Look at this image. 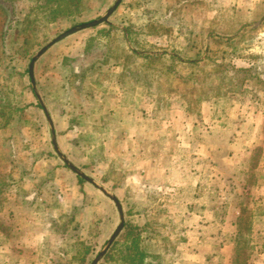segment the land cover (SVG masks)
Returning <instances> with one entry per match:
<instances>
[{
  "label": "rangeland",
  "instance_id": "1",
  "mask_svg": "<svg viewBox=\"0 0 264 264\" xmlns=\"http://www.w3.org/2000/svg\"><path fill=\"white\" fill-rule=\"evenodd\" d=\"M115 1L33 0L19 20L25 31L16 23L0 39V264H127L130 225L161 264H195L197 250V264H264V0H121L109 25L49 46ZM6 3L10 26L17 9ZM44 47L33 89L29 63ZM95 98L137 111L158 130L148 133L165 152L164 174L139 175L136 186L129 162L111 153L104 171L109 152L92 141L116 124ZM71 130L81 137L65 140ZM178 131L194 152L177 151ZM18 171L25 197L7 202Z\"/></svg>",
  "mask_w": 264,
  "mask_h": 264
},
{
  "label": "crops",
  "instance_id": "2",
  "mask_svg": "<svg viewBox=\"0 0 264 264\" xmlns=\"http://www.w3.org/2000/svg\"><path fill=\"white\" fill-rule=\"evenodd\" d=\"M32 2L33 0H7V3H6L7 5L12 4V6H15V9H17L16 15H17L18 21H16L14 24L12 23L9 26L10 19L6 15L7 13L2 12L0 10V14H1L0 16V39L5 38L4 34L6 33L7 29H8L7 35H9V32H10L9 29L15 28L14 26L16 25V23L21 26L20 27L21 30L25 31L24 30L25 25H23L24 24L23 21H19V20H20V17L21 19H23L25 16L27 17V14L29 13V9L31 8ZM21 30L18 27H16L15 31L20 32ZM15 40H17L16 37H15ZM116 100L117 99H115L114 102H116ZM93 103L96 104L98 108H100V110L103 112L105 117L111 118L112 122L113 123L115 122L116 124V129L113 132L107 131L104 134L99 133L97 134L99 136V139H97V136H95L96 139L94 138L95 140L92 141V142L97 143V145L99 146L98 147L99 151H103L104 149L105 153L109 152L107 155V159L103 160L100 165L104 169V171H106L109 167L112 166V165L110 166V163L112 164L115 163V162H112V160L110 159L112 157H109V154L111 153L113 156H115L114 159L119 158L126 162H129L128 167L130 168V172L127 174V176H129L130 178L129 182H132L133 178H135L136 186H137V183L139 182V179L137 178L139 175H143L144 176L143 178H145V180H150L152 178H156L157 176L164 174L165 170H163V168H161L158 165L159 163L158 160L160 156L163 157L165 155V152L163 149L157 150V151L154 150L152 146L153 143L151 142V140H155V139L154 137L151 138L148 133L149 131H153L154 133L156 132L158 134V130L155 129V127L152 126V124L149 125L147 121H139L137 111H135V113L129 112L126 108L123 107L122 104H118V103H116L115 105L108 104L106 102H102V101L100 102V100H98L97 98L93 100ZM33 107L34 108L36 107L35 103L33 104ZM113 108H115V110H112ZM141 115L146 116L145 118L142 117L143 119H146L148 116L142 113ZM48 121L51 127V124H50L51 121L50 120ZM67 123H68L67 126L69 127L70 121H68ZM181 127H182V130H184V127L182 124H181ZM75 131L76 130L68 131L63 136L65 140H69V139L72 140V139L80 138L81 133L79 135V133L77 134ZM51 133H52L53 139H55L54 137L55 135H54V131L52 130V127H51ZM69 133H74V135L71 137ZM177 133H178L177 137L173 136V138L177 140V151L179 153H187V151L188 153L194 152L196 147H195V144L193 143L191 136L185 135L186 132L184 134V131H182L181 134L179 133V131ZM105 134H106V137L103 138L102 135H105ZM174 135L176 134L174 133ZM163 139H164L163 148H166L165 146L167 145L166 143L168 141V137L166 136ZM56 142L58 143L60 147L61 138L60 136H58L57 132H56ZM84 143H87V141H84ZM84 162H85V158L83 157L82 163ZM116 166H117V163L115 167ZM138 171H140V173H138ZM59 172H62V171H59ZM69 174H70L69 176L73 175L71 172H69ZM65 175L68 176L67 173ZM23 176H24V173L22 171H18L17 181L12 183L11 184L12 186L11 185L9 186L13 188V189L11 188L12 191L7 190L8 191L6 193L7 202L11 200L20 201L25 197V194H24L25 193V185H24L25 183H24ZM177 182H180V181L177 180ZM49 183L51 184V181ZM57 183H58V179L54 178L52 181V184L56 186ZM103 195L105 194L103 193ZM93 196H95L94 193H93ZM97 196L99 195L97 194L96 197ZM62 198H63V201H66V197L64 193H63V196L61 197V200ZM16 211L20 215V209ZM228 212L229 213L227 214L226 219H225L226 226L232 219V216H234V208H231ZM225 250L227 251L229 249L226 248ZM193 253L195 257L197 256V259H198L197 263L198 262L201 263L202 262L200 259V256L202 254L201 250H197ZM228 254L229 252L226 253L225 256L227 257ZM230 255L231 254H229V256ZM229 263H230V260H229Z\"/></svg>",
  "mask_w": 264,
  "mask_h": 264
},
{
  "label": "water",
  "instance_id": "3",
  "mask_svg": "<svg viewBox=\"0 0 264 264\" xmlns=\"http://www.w3.org/2000/svg\"><path fill=\"white\" fill-rule=\"evenodd\" d=\"M121 0H116L114 2V4L112 5V7H110L102 17H100L99 19L97 20H94V21H91V22H88V23H83V24H80L76 27H73V28H70L68 29L67 31L63 32L62 34H60L58 37H56L55 39H53L50 43H49V46L57 43L58 41H60L61 39L77 32V31H80V30H83V29H87V28H92V27H96L100 24H103V23H107L108 22V18L109 16L113 13V11L117 8V6L119 5ZM46 47L42 48L35 57H33L29 63V67H28V76H29V79L31 81V85H32V88L34 89L35 87V83H34V79H33V65L36 61V58L41 55L44 51H45ZM44 108V107H43ZM47 114V113H46ZM47 119L49 120V117L47 116ZM53 145H54V148L56 150V146H55V141L53 140ZM65 163H67L66 161H64ZM68 168L73 171L75 173L76 176L88 181L89 183H92L94 184V182L89 179L88 177H86L85 175H83L82 173H80L74 166L70 165V164H67ZM95 185V184H94ZM101 191L106 194L102 189ZM112 200L113 202L115 203L117 209H118V213H119V216H120V227H122V221H123V213H122V210L120 208V205L117 201L116 198H113L112 197ZM113 238V237H112Z\"/></svg>",
  "mask_w": 264,
  "mask_h": 264
},
{
  "label": "trees",
  "instance_id": "4",
  "mask_svg": "<svg viewBox=\"0 0 264 264\" xmlns=\"http://www.w3.org/2000/svg\"><path fill=\"white\" fill-rule=\"evenodd\" d=\"M75 1H77V0H75ZM107 24V23H106ZM107 25H109V24H107ZM129 28L128 27H125L124 29H123V31L127 34V35H129ZM240 72H243V73H246L247 72V70H245V69H240ZM79 181H81L80 179H79ZM129 227V228H128ZM126 229H127V234L125 233V235L128 237V236H130V239H131V241H132V243L133 244H131L130 246H128V250H126V255H124V257L126 258L125 260H126V263L128 264V263H132V264H137V262H135V257H137V260L138 261H141V258H144V257H152V258H154V260L155 259H157L158 260V262L157 263H154V260L153 261H149V262H146L145 264H161V256H159L158 254H149V253H146V251L145 250H142L141 248H140V245H138V232H137V230H138V228H137V226H127V227H125ZM125 236V237H126ZM153 262V263H152Z\"/></svg>",
  "mask_w": 264,
  "mask_h": 264
}]
</instances>
